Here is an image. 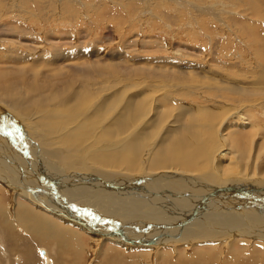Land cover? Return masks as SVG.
Masks as SVG:
<instances>
[{"label": "rangeland", "instance_id": "obj_1", "mask_svg": "<svg viewBox=\"0 0 264 264\" xmlns=\"http://www.w3.org/2000/svg\"><path fill=\"white\" fill-rule=\"evenodd\" d=\"M248 35L252 36L248 38ZM69 67L71 71H68ZM1 70L37 72L39 92L45 94L49 92L42 90L59 89L58 94L63 100L75 96L68 103L39 98L29 109H19L13 103L24 102L21 94L13 97L0 94V110L7 114L6 119L14 129L12 131L0 120V145L6 154L0 149V171L12 178L8 167L15 176L23 168V174L31 175L30 181L39 179L43 182L41 187L47 198H58L51 192L53 186L78 207L85 205L89 209L86 213L95 217L102 203L91 197L90 189L93 187V191L100 186L105 190L102 193L109 192L106 186L121 189L122 181L128 182L134 176L127 174L121 165L111 168L91 162V158L97 154L109 156L117 151L112 150L116 148L113 146L126 142L119 145L121 149L136 134L147 137L144 133L152 130L153 135L147 137L142 149L146 154L144 161L152 155L149 146L155 143L154 135L160 133L159 140L170 130V133H180L177 135L189 140V149L178 150L177 155L184 158L188 157L184 156L185 152H194L197 156L194 167L201 173H195L196 177L211 174V180L201 179L206 195H203L204 205H210L216 197L206 193L210 189L205 187L219 180L215 168L218 171L233 168L237 174L257 178L256 182L264 181V2L260 0H0V73H4ZM196 71L210 78L195 77ZM42 77L51 78L45 86L40 82ZM30 92L24 94L27 96ZM27 99L25 104H29ZM129 102L135 107L131 109ZM137 104L144 109V119L149 122L142 132L134 131L141 129L145 122L143 117L142 121L136 117ZM127 110L131 111L130 115ZM49 114L53 117L45 123ZM236 115H243L242 122L234 118ZM128 119L131 122L127 129ZM232 123L237 126H231ZM109 133L111 136L108 137ZM68 140L74 141L69 143ZM135 140L140 141L139 138ZM82 148L91 154L80 156ZM209 149L210 152L217 151L210 167L206 168ZM34 150L43 154L39 156ZM220 151L223 153L221 158L216 156ZM6 156H10L8 160ZM85 158H88L87 162ZM13 159L19 162L20 171L14 168ZM79 160L83 161V166L88 165L87 172L71 168L75 166L73 161ZM177 169L176 162L175 172ZM165 171H155L158 174L155 177L170 176L165 175ZM179 172L187 174L189 170ZM84 173L95 176L93 183H89L90 189L78 179ZM175 177L180 178L179 175ZM24 184L21 183L19 189L25 190ZM179 184L178 188L188 193L185 181ZM15 186L0 182V264H55L60 259L56 253L60 247L57 242L34 244L30 241V234L28 236L18 219L19 207L77 233L84 243L80 246L83 252L78 254L77 246L71 251L85 259L83 264H119V258L129 261L130 257L140 255L148 256L147 264H163L165 257L172 255L175 260L171 264H178L176 259L180 254L186 261H193L192 264H264V237L260 235L236 236L233 240H227L228 234L218 238L213 235L208 240L196 236L178 244L154 247V250L113 246L78 232L75 227L57 220L56 216L37 209L23 197L25 195L12 193ZM262 186H258L260 189L253 192L252 197L262 200L256 202V208L260 209L256 225L264 228ZM100 196L97 199H102ZM228 196L233 197L232 194ZM218 202V208L226 205L221 198ZM113 204L116 205L115 202L107 205ZM202 211L199 206L195 213ZM108 213L103 211L102 215ZM5 214L9 215H6L8 224L4 222ZM190 241L192 245H188ZM113 247L117 248L112 250L114 262L104 261L100 255L110 252ZM41 250L48 253V261L41 255L44 254ZM29 253L30 257L26 258ZM195 254H198V261L194 260ZM204 256L206 258L202 259ZM71 260L63 259L65 264L72 263ZM79 261L77 259L76 264Z\"/></svg>", "mask_w": 264, "mask_h": 264}, {"label": "bare ground", "instance_id": "obj_2", "mask_svg": "<svg viewBox=\"0 0 264 264\" xmlns=\"http://www.w3.org/2000/svg\"><path fill=\"white\" fill-rule=\"evenodd\" d=\"M260 2L263 3L264 0H260ZM250 36L252 35H248L247 37L249 38ZM104 59L105 58H103V60ZM97 60H100V59H97ZM112 63H116V61ZM70 68L71 67L68 68V71H71ZM1 71H3L4 73H0V94L3 93L5 97L7 96L13 97V95L21 94L22 95L21 97H23L22 100H24V102L28 98L27 100L29 104H25L24 102H18V100L16 103H13V105L16 108L29 109V107H31V105H33L39 98L43 100L51 101V102L63 101L66 103H68L69 100H73L75 98V96H72L71 98L65 97L63 100L62 98H60V95L58 94L59 89H55L54 91L51 89L42 90V92H46V91L49 92L45 94L39 92L41 91V89H39L41 86L36 85V83L39 81L37 79V76H38L37 72L26 73L24 71H14L10 73L9 71H5V70H1ZM188 72H191V70ZM137 74H139L138 71H137ZM46 75H49V74L46 73ZM193 75L195 77L201 78L202 80L206 79V77H209V75H204L201 71H196L195 74ZM40 79H42L40 81L42 83V86H45L46 84L49 83L47 81H49V79L51 78L42 77ZM52 84H54V81H52ZM17 85L20 86V89L17 88ZM25 91L27 92L32 91V92H30L26 96L24 94ZM128 104L131 107V103L129 102ZM68 105L69 104H66L65 106L68 107ZM5 106L6 108H8L6 104ZM138 106L139 107L136 110L138 111L137 112L138 114L136 117L139 116L138 118L141 119L143 117L144 119L145 118L144 109L143 108L141 109L140 105ZM133 107H131V109ZM128 110H127V114L130 115L131 111L129 112ZM5 114L6 113L0 110V120L6 127H9L13 131L14 129H12V126L9 124V122L6 119L7 114L6 115ZM242 116L243 115H239V116L236 115L234 116V118H236L237 121H239L240 123L242 122V118H243ZM52 117L53 116L49 114V117H46L45 119V123H48L47 120H51ZM143 119H141V121ZM130 120L131 119H128V125H126L128 126L127 129L130 127L129 126L131 122ZM54 123L56 122H52V124ZM237 123L235 124L232 123L230 125L237 126ZM42 125L43 123L41 124V126ZM145 125L149 126V122H147L146 120L145 122L142 123L141 129H135L134 131L141 130L142 132V129ZM132 128H130L129 130H131ZM223 130H225V128ZM219 131L220 130H218V132ZM108 132L109 131H107L106 133L108 134ZM167 132H168L167 133L168 135L165 134L166 137H164L165 135L161 136L159 140L157 139L160 133L158 135H154L153 138H154L155 143L154 145L149 146L151 148L152 155H150L147 161L143 160V156L146 154L143 153L142 149H144L145 143L148 140L147 137L152 136L154 133V130H152V132L150 131L148 133H144L147 137H145L144 135L142 136L140 134H136V136H133L134 134L130 135L129 137L133 136L132 139L128 140L129 143L127 144V146H124L121 149H120V146L122 145V143H126V142L122 141V143H118V146H113L116 148L114 149L111 148L112 150H117L121 152L115 151V152H112L111 155L109 156L105 154H97L95 157L91 158V162H94V163L96 162V163H99L101 165H105L108 167L110 166L111 168H116L117 166L121 165L120 168L122 166L124 167V170L126 168L127 174H131L134 176V177L131 176L128 182L122 179L124 180L122 181L124 184L123 186H121L122 187L121 189L119 188L117 189L115 187L114 188L112 187L111 189L106 186L109 192H104V193H102V191H105V190L102 189L100 186L96 187V190H93V191L91 190L94 188L93 187L91 188L89 183H91L95 177V176L93 177L92 175H90L91 172L90 174L84 173V175L82 174L80 177H78V179L80 178L83 184H85L84 186H87L86 188L88 189L91 188L89 191L93 194V195L90 194L91 197L93 196V199L96 198V202L97 200H100L99 203H102L101 206L103 208L99 206L100 212L96 213L97 215H95L97 219H95L94 216H91L90 214L86 213V211H89V209L86 208L85 205H83L82 207H78V205H75L71 199H67V198L65 199V195L62 196L61 194L62 191L57 192V190H55L53 186H51V192L56 193L57 194L56 196H58V198L57 199L47 198L46 196H44L43 193L45 192L41 187L43 182L39 179L38 181H30L31 175L29 174L30 175L29 176L28 174H23L22 171L24 169L22 168V171H20L21 169L18 167L19 162H17L15 159H13L15 162L14 168L17 169V171H20L18 173L19 175L15 176L12 168L8 167L10 171V176L12 178L4 176L1 170L0 171V182L10 187L17 185L18 187L15 186L13 189L11 188L12 193L16 191L17 194L14 193L16 196L25 195L23 197H25L31 204L35 205L37 209L42 210L46 214L49 213V214H52L53 216H56L57 220L59 221L61 220L64 224L66 223L70 226L75 227L78 232H81V231L85 232L88 235L94 236V238L96 239L98 238L100 240H103L104 243L110 242L113 244V246H117V247L120 246L122 248H128V249L133 248V250L134 248H138L141 250H146V249L151 248L154 250L155 249L154 247H162V246L166 247L169 245L178 244V242L180 241L194 239L196 236H200L202 238L204 237L205 239L207 238L208 240V238H211V237L213 238V235H215L214 237L218 238L220 237V235L222 236L223 234L224 235L228 234L227 236H225L227 240L229 239L233 240L236 238V236H245V235L249 237H253V236L257 237L259 235L260 237H264L263 226L261 227V226L256 225L257 223H259V218H260L259 217L260 209L256 208L257 207L256 202L260 199L256 200L255 199L256 197L255 198L252 197V195H254L253 192H258V189H260L258 186L263 185L262 188H264V181L259 180L258 182H256L255 180L257 178H253L252 176L248 174H244V175L237 174L235 171H233V168L226 169L225 171H222V170L218 171L215 168L214 171L217 173L219 180H217V183L214 182L215 184L210 183L215 186H212L209 184L205 187H207L208 190L210 189L206 193H210L211 196L215 194L216 197L214 201L210 203V205H204L203 202L205 203V201H203V199L206 195L204 193L205 191H202L204 188H202L203 183L201 184V181H202L201 179L206 177L207 180H211V174L209 173V174H206L205 176L196 177L195 173L197 172L200 173V170H196L194 167V164L197 161L196 154L194 152H185L184 156H188V157H184V158L178 157L177 155L178 150L189 149L188 148V144L190 143L189 140H187L181 135H177L180 133H176V134L170 133V130H167ZM20 136L23 139L24 136L22 134ZM109 136H111V133H109L108 137ZM135 138H139L140 141L136 142ZM221 138L225 139V135H222ZM2 139L4 138L2 137ZM25 139H28V138H25ZM219 139H220V136H219ZM72 141L74 140H70L69 143ZM156 141H158V143H156ZM0 149L2 151L4 149L3 146L0 145ZM103 149H106V148L103 147ZM259 150L260 151L258 152H261V149ZM153 151H156V152L153 153ZM215 151H217V149ZM215 151L213 150L212 152H210V149H209L206 152V156H207L206 162L208 163L206 168L210 167L209 165H211V161L213 159V155ZM13 152H14V149H13ZM34 152L35 154L39 153V156L42 153L40 150L39 152L37 150H34ZM46 153L48 154V151L45 152L44 155H46ZM80 153L82 154L80 155ZM80 153H79L80 156H84L87 152L83 150ZM221 153L222 151H220V154L218 153L216 156H219L221 158L222 157ZM90 154L91 153H89V155ZM4 155L6 154L4 153ZM14 155L15 157L17 156L16 154ZM9 157L6 156L7 160L9 159ZM18 157H17V160H18ZM87 159H86V162H87ZM142 160L144 161L143 163L140 162ZM73 162L75 166L74 167L71 166V168H78V169L81 168L80 171L85 170L86 172H87L86 169H89L87 164L83 166L84 163H82L83 162L82 160H79V162H75V161ZM176 162H177V167H179V169H177L175 172L174 165ZM160 170H166L164 172L165 175L169 174L170 176H167V177L161 176V179H157V177L155 176L158 174L154 172L160 171ZM185 170H189V172H187V174H183L179 172V171H185ZM171 174H173V176ZM136 175H138L139 177H136ZM174 175L175 176L179 175L180 176L179 180H178V177L176 179ZM223 176H225V179L222 178ZM239 177L241 179H238ZM230 178L232 179L229 180ZM261 179L263 178L261 177ZM177 180H178V183L176 184ZM183 181H185V183L188 186V189H187L188 193H183L180 187L178 188V186L180 185L179 182L181 183ZM20 182L25 183L24 185H22L25 188V190L19 189L21 185ZM102 182H105V181L103 180ZM129 192H134L135 194L133 193V195H128ZM75 194L76 196L78 195L77 193ZM230 194H232L233 197L228 196ZM97 196L102 197V199L104 200L102 201V199L100 198L97 199ZM213 198H210V199H213ZM219 198L223 199V201L224 200L226 201V205L220 206L221 208H218L216 206L219 203L218 202ZM119 199H120V202L118 201ZM261 201L262 200H260V202ZM103 202H106L107 204L109 202H115L116 205L114 204L107 205ZM82 204H85V203H82ZM242 204H246V205H242ZM199 206H200V209H203V211L201 213L200 212L195 213L196 209L199 208ZM18 210H19V215H18L19 222L24 227V230L26 231L28 236L30 234L28 238L30 239V241H32V243L42 244V243H49V241H54L58 243L57 245H59L60 247H59V251L56 253H58L57 255L60 257V259L57 260L55 264H58V262L64 263L63 261L64 258L67 262L70 260V258L72 259L71 260L72 263H69V264H76L77 259L78 260L80 259L78 264H83L85 259L84 258L81 259L77 256L78 254L83 252L80 246H83L84 243L77 233H75L73 230L67 227L62 228L59 225L52 224L49 221H46L42 216L36 215L32 211H29L28 209L19 207L17 208V211ZM220 210L222 211L220 212ZM103 211L107 213L108 211H110L111 213H108L106 216V215H102ZM6 215L8 214L4 215V222L8 224V219ZM1 219H2V216L0 217V224H1ZM211 232L213 234L210 236ZM7 240H9V238H7ZM192 244L193 243L191 241L188 243V245H192ZM74 246H77L78 254L77 253L73 254V252L71 251L72 249L73 250L75 249ZM114 249H117V248L113 247L112 249H110V252H104L100 256L103 257L104 261L109 260L111 262H114L115 254L114 255L112 254L113 253L112 250ZM42 252L44 254H41V255H43L45 257V260L48 261L49 260L48 253L45 250H41L40 253ZM67 252L71 256L68 257ZM127 252L128 250L126 251V253ZM61 253H63V255ZM29 257H30V253L26 255V258H29ZM147 257L148 256H144V255L134 256V257H130L129 261H124L123 259L119 258L120 260L119 264L120 263L121 264L123 263L125 264H147ZM205 258H206L205 256L202 257V259H205ZM172 260H175L172 258V255L168 257L166 256L165 260H163V264H171ZM194 260L198 261V254H195ZM176 262L178 264H183L185 262L189 264L193 263V261H190V260L186 261V258H184L181 254L178 256V259H176ZM100 264H107V263L102 262Z\"/></svg>", "mask_w": 264, "mask_h": 264}]
</instances>
